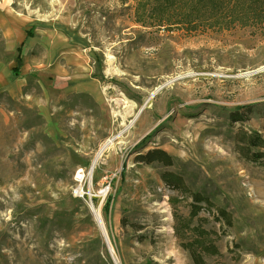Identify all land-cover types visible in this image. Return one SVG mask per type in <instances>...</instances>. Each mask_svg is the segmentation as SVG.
Wrapping results in <instances>:
<instances>
[{
	"label": "rangeland",
	"instance_id": "1",
	"mask_svg": "<svg viewBox=\"0 0 264 264\" xmlns=\"http://www.w3.org/2000/svg\"><path fill=\"white\" fill-rule=\"evenodd\" d=\"M181 18L159 0H0V264H115L90 202L118 264H191L174 213L192 202L164 172L233 217L194 220L216 232L208 264H264V26ZM151 150L173 166L138 160Z\"/></svg>",
	"mask_w": 264,
	"mask_h": 264
},
{
	"label": "trees",
	"instance_id": "2",
	"mask_svg": "<svg viewBox=\"0 0 264 264\" xmlns=\"http://www.w3.org/2000/svg\"><path fill=\"white\" fill-rule=\"evenodd\" d=\"M160 6L167 7L173 14L183 16L178 21L194 22L207 21L211 24H221L226 30L231 27L253 28L264 26V0H159ZM30 32L28 35H31ZM253 146H261L252 140ZM138 160L144 164H162L165 167L173 166V159L163 150H151L144 155H139ZM162 180L172 190L179 192L184 199H191L189 214L184 216L177 211L174 213V231L180 242V247L187 251L191 258V264H208L207 256L220 255L216 242L209 236L216 233L213 228L207 229L203 226H193L197 219L200 222H209L207 217H200L202 212L213 215L217 221H224L227 228L233 226V217L226 210L217 207L208 197L194 193L187 186L185 180L173 173L164 172ZM111 198H108L105 208L108 210ZM176 207L178 199L170 200ZM194 233L195 239L190 240Z\"/></svg>",
	"mask_w": 264,
	"mask_h": 264
},
{
	"label": "bare ground",
	"instance_id": "3",
	"mask_svg": "<svg viewBox=\"0 0 264 264\" xmlns=\"http://www.w3.org/2000/svg\"><path fill=\"white\" fill-rule=\"evenodd\" d=\"M8 16L10 18L11 21L13 22H19L18 24L20 26H24L26 23L30 22L31 19L28 18V17H24V16H21L20 14H16V13H13L12 11H9L8 12ZM37 33L39 35H43L45 34L44 31H41V30H38ZM50 34H52L54 36V38L56 39V44L59 45V46H64V43L66 41V36L61 33V32H51L50 31ZM82 57H85L84 54H82ZM113 58H110V60H112ZM83 72L84 73H90V68L86 65H83ZM97 84V83H96ZM96 84H87L85 87H84V90L87 91V92H90L92 93L96 98H98L101 94H100V90L96 87ZM132 123V122H131ZM128 126V125H127ZM126 126V127H127ZM118 137H114V138H110V139H106L103 144L101 145V147L99 148V150L97 151L93 161H92V166H91V170L94 171L95 167L98 165L100 159L114 146V142L115 140L117 139ZM93 173V172H92ZM78 179H82V176H79ZM106 193V190L103 191V194ZM93 205V204H92ZM94 207V206H93ZM93 216L97 222L98 225H100V229L102 230L104 236H106V230H105V227H104V223H103V226H102V217H101V214H100V211L97 210L95 207L93 208Z\"/></svg>",
	"mask_w": 264,
	"mask_h": 264
},
{
	"label": "water",
	"instance_id": "4",
	"mask_svg": "<svg viewBox=\"0 0 264 264\" xmlns=\"http://www.w3.org/2000/svg\"><path fill=\"white\" fill-rule=\"evenodd\" d=\"M141 112H142V110H140V112L138 113V115H137V117H139V115L141 114ZM137 117L133 120V122L137 119ZM93 170H91V172H92ZM89 177H91V176H89ZM90 210H91V212L93 213V205H92V203L90 202ZM99 224V223H98ZM100 226V225H99ZM102 226H103V222H102ZM105 237V241H106V245H107V248H108V251H109V253H110V255H111V257H112V259H113V261H114V263L115 264H118V262L116 261V259H115V257H114V250L112 249V247H111V245H110V243H109V240H108V237H107V234H106V236H104Z\"/></svg>",
	"mask_w": 264,
	"mask_h": 264
}]
</instances>
